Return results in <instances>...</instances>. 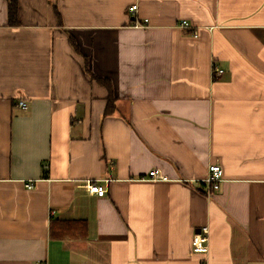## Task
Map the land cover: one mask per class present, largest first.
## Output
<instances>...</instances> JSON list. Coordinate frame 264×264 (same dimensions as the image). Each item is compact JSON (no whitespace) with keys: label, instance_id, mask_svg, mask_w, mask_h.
<instances>
[{"label":"crops","instance_id":"1","mask_svg":"<svg viewBox=\"0 0 264 264\" xmlns=\"http://www.w3.org/2000/svg\"><path fill=\"white\" fill-rule=\"evenodd\" d=\"M38 263L264 264V0H0V264Z\"/></svg>","mask_w":264,"mask_h":264},{"label":"built area","instance_id":"2","mask_svg":"<svg viewBox=\"0 0 264 264\" xmlns=\"http://www.w3.org/2000/svg\"><path fill=\"white\" fill-rule=\"evenodd\" d=\"M137 9V4H133L128 7L129 12L134 13ZM144 24L147 23V19L144 20ZM180 27L185 28L189 27V23L186 20H183L180 23ZM196 36V35H195ZM223 72L222 69L218 68L214 64L212 65V77L214 79L218 78ZM19 105L22 108H26V103L24 101H20ZM149 178L152 180H164L166 176L159 172L157 169H153L149 172ZM222 180V169L219 164H211L208 166L207 174L205 178L202 180L203 184L207 187L206 193L207 195H211L214 191L219 188V183ZM100 180H86L85 187L89 193L95 194L99 197L105 195L107 189L104 185L99 183ZM108 182V180H104ZM27 187H31L30 184H27ZM208 240H209V227L207 225H203L199 227V229L194 233L191 240V252L196 254H206L208 252ZM40 264V263H38Z\"/></svg>","mask_w":264,"mask_h":264},{"label":"trees","instance_id":"3","mask_svg":"<svg viewBox=\"0 0 264 264\" xmlns=\"http://www.w3.org/2000/svg\"><path fill=\"white\" fill-rule=\"evenodd\" d=\"M7 3L9 22L15 24L17 22L18 0H7ZM110 101L108 105L111 106ZM49 233L50 237L56 239L84 240L87 237L88 227L86 221L82 219H51Z\"/></svg>","mask_w":264,"mask_h":264}]
</instances>
